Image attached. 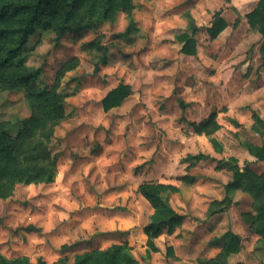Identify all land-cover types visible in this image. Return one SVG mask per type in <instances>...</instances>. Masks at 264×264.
Segmentation results:
<instances>
[{
    "label": "rangeland",
    "instance_id": "rangeland-1",
    "mask_svg": "<svg viewBox=\"0 0 264 264\" xmlns=\"http://www.w3.org/2000/svg\"><path fill=\"white\" fill-rule=\"evenodd\" d=\"M92 1L77 15L83 20L93 16L97 29L89 25L80 35L58 36L51 25H37L21 52L25 66L40 68L30 85L54 87L62 96V118L25 121L37 115L28 87L0 88V121L9 123L8 132L19 145L16 164L31 173L48 161L56 165L52 182H13L11 193L0 198V255L8 259L62 264L59 259L66 257L71 263L77 254L128 243L129 235L135 244L147 241L139 226L153 209L138 193V184L176 185L179 191L168 194L171 205L193 216L210 200L224 197V185L233 178L229 155L225 149L219 152L210 137L223 148L235 133L237 141L247 135L229 116L240 108V89H226L230 76L219 84L208 71L207 35L198 36V57L179 50L177 34L198 0H132L131 14L123 8L91 12ZM130 16L135 31L112 36L126 30ZM95 42L107 47L105 63H98ZM119 83L131 85V92L105 111L101 100ZM212 111L221 127L210 136L195 132L190 122ZM196 154L208 158H192ZM186 175L193 177L191 183L181 179ZM242 193L246 200H240L237 211L228 206L216 213V231L240 230L244 243L256 246V236L240 216L250 203L248 193ZM160 243L165 247L167 237ZM163 256L156 252L157 263Z\"/></svg>",
    "mask_w": 264,
    "mask_h": 264
},
{
    "label": "trees",
    "instance_id": "trees-1",
    "mask_svg": "<svg viewBox=\"0 0 264 264\" xmlns=\"http://www.w3.org/2000/svg\"><path fill=\"white\" fill-rule=\"evenodd\" d=\"M88 0H0V88H13L14 86L24 85L28 87L30 98L35 100L37 115L31 116L25 121H57L63 117V99L54 87H43L34 89L30 85L40 73V68L32 69L24 64L21 55L22 49L28 38L35 32L37 25L50 27L58 31V36L64 33L80 35L82 30L91 25L97 29V21L93 16L88 19L78 16L81 6ZM132 0H93L90 5L91 12L99 9L105 13L115 12L123 8L129 14L132 13ZM104 13V15H105ZM249 24L254 27L258 25V31L264 38V0H260L258 6L247 14ZM93 19V20H92ZM226 27L225 21L217 17L213 24L208 27L211 37L217 36ZM190 33L178 35V39L183 42L181 52L195 54L196 39L195 33L198 27L191 25ZM135 31L134 20L130 16L127 28L124 32L112 34L114 37L129 34ZM101 52L98 63L107 61V47L101 43L94 44ZM264 50V39L261 47ZM98 63L95 70L98 69ZM131 92V85L119 83L110 89L102 98V105L105 111L119 106L124 98ZM29 121V122H30ZM193 130L197 133L212 135L221 125L217 122V113L211 112L206 118L199 122H190ZM9 123L0 121V198L7 197L13 188V182L17 181H43L52 182L55 175V161H48L47 165L41 166L34 171L27 167L16 164L18 154V142L11 138ZM32 132V129L31 131ZM31 133L29 134V136ZM214 147L220 152L223 150L222 144L215 138L210 137ZM250 154L257 159H264V144L259 147L250 143L246 145ZM194 159L208 158V155H192ZM232 163L233 178L224 185L225 196L222 200H212L206 210V214L211 215L223 211L232 201L230 192L238 188L249 192L253 197L255 214L250 217L243 215L244 220L249 224L251 230L259 234L264 241V173L257 175L247 166H238L237 160L233 156L228 157ZM13 165L7 167L9 163ZM10 168V169H9ZM183 181L191 183L193 177H181ZM138 193L144 197L152 207L149 221L144 225L143 230L147 236V252L158 251L155 238L159 236L162 229L167 228L171 232L173 227L180 222V214L170 203L168 194L176 193L179 188L170 183L161 182H142L137 186ZM225 243L219 258L232 252H237L239 246V236L232 231H227L224 235ZM62 264H140L134 257L128 243H114L105 249H94L74 256L71 263L66 257L59 259ZM0 264H27L26 260L20 258L8 259L0 255ZM40 264H46L41 262Z\"/></svg>",
    "mask_w": 264,
    "mask_h": 264
},
{
    "label": "crops",
    "instance_id": "crops-1",
    "mask_svg": "<svg viewBox=\"0 0 264 264\" xmlns=\"http://www.w3.org/2000/svg\"><path fill=\"white\" fill-rule=\"evenodd\" d=\"M204 1L198 0L199 7H193L187 11L185 15L186 28L177 34L178 37L180 34L190 33L189 27L191 25L198 27L194 36L196 39L195 54L183 52L182 54L198 57L200 48L198 36L207 35V43L209 44L207 50L208 71L212 74L213 81H218L219 84L221 79L230 76L232 84L225 81L226 89H240V108L238 112L233 115L230 113L229 116L235 119L240 127L243 126L247 132V135L243 137L238 136L239 141L236 140L237 133H235L236 138H232L233 141H230L228 145L224 146L223 144V150L225 149V153L227 152L226 155L236 158L239 167L247 166L257 175H260L264 173V159H257L249 153L246 147L247 143L259 147L264 144V50L261 48L264 38L258 31V25L252 27L247 18V14L258 6L260 0ZM217 17H221L225 21L226 27L217 36L211 37L208 27L213 24ZM238 31L240 32L238 33ZM178 42L180 50L183 42L179 39ZM239 80H242L240 82L241 88L236 87L235 82ZM236 114H238L237 117H235ZM234 191L236 192L234 196L230 194L232 201L228 209L237 211L243 206L240 200L242 198L246 200L242 192L247 191L242 188ZM239 192L242 194L239 195ZM247 193V203H250L246 206L247 209L240 212L242 218L243 215L250 217L255 214L253 197L249 192ZM223 198L212 200H222ZM206 210L207 208L198 213L192 212L193 216H189L183 209H180L179 213L182 214V219L173 227L172 231L168 232L165 227L162 229L161 234L155 238L158 251L165 256L160 263H157L155 258L158 251L147 252L145 239L141 243L135 244L131 241L132 235H129L128 245L132 254L139 260L140 264H264V252L261 249L264 241L261 240L259 234L251 230L246 222L259 244L254 246L253 243L250 245L244 243L245 237L241 231L231 229L233 233L239 236L240 248L237 252L219 258L218 255L224 248V235L227 231L219 234L216 231L218 226L215 225V220L219 216L216 213L219 212L207 216ZM224 211L226 210L220 212ZM227 223L228 220L225 224L227 225ZM143 227L144 225L139 226L141 232H144ZM162 236H166L168 240L165 247L160 243ZM140 238L142 240V237ZM133 246L140 247L141 258L137 257Z\"/></svg>",
    "mask_w": 264,
    "mask_h": 264
}]
</instances>
